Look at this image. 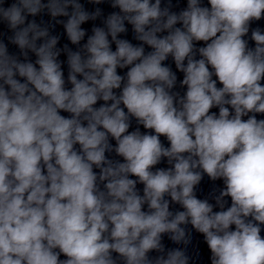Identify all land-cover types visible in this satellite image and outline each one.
I'll return each mask as SVG.
<instances>
[{"label":"clouds","instance_id":"obj_1","mask_svg":"<svg viewBox=\"0 0 264 264\" xmlns=\"http://www.w3.org/2000/svg\"><path fill=\"white\" fill-rule=\"evenodd\" d=\"M0 264H264V0H0Z\"/></svg>","mask_w":264,"mask_h":264},{"label":"water","instance_id":"obj_2","mask_svg":"<svg viewBox=\"0 0 264 264\" xmlns=\"http://www.w3.org/2000/svg\"><path fill=\"white\" fill-rule=\"evenodd\" d=\"M87 7L91 8L92 6L91 5H87ZM103 7H104L106 12L110 11V9L106 5H104ZM82 27H84L86 29H89V32H90L91 22L86 23ZM129 28H130V26H129ZM127 38L131 40V31H129V34H128ZM133 42L135 43V41H133ZM64 43H69V42L67 41L66 35L63 34V28L61 26V43H60V45H63ZM70 47L74 48L75 46L70 45ZM62 58H64V57H62ZM173 67H174V65H173ZM178 75H181V74H178ZM201 187H202L201 195H207V193L209 192V189H210V185H209L207 179H205V182L202 184ZM198 240H199V238L194 239L193 245H196L198 243ZM200 247L203 248L204 246L200 245ZM204 258H205V260L207 259V250L206 249H204Z\"/></svg>","mask_w":264,"mask_h":264}]
</instances>
